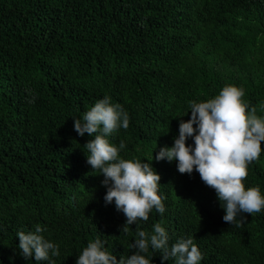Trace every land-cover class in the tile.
<instances>
[{
    "label": "trees",
    "instance_id": "1",
    "mask_svg": "<svg viewBox=\"0 0 264 264\" xmlns=\"http://www.w3.org/2000/svg\"><path fill=\"white\" fill-rule=\"evenodd\" d=\"M226 85L264 118V0H0V264H76L97 238L126 260L137 231L152 233L156 223L169 247L191 237L199 264H264V209L226 223L195 169L181 174L176 161L153 159L191 118L189 102ZM105 96L129 116L109 142L124 141L121 158L153 159L166 209L126 233L124 213L105 203L103 174L87 163L83 145L94 135L74 130L73 117ZM261 149L243 183L264 196V142ZM36 225L59 256L20 254L17 233ZM145 255L176 264L151 248Z\"/></svg>",
    "mask_w": 264,
    "mask_h": 264
},
{
    "label": "clouds",
    "instance_id": "2",
    "mask_svg": "<svg viewBox=\"0 0 264 264\" xmlns=\"http://www.w3.org/2000/svg\"><path fill=\"white\" fill-rule=\"evenodd\" d=\"M29 103L35 102V95ZM244 91L234 85H226L214 98L206 102L190 101L191 118L181 120L179 134L172 146L165 145L153 159L177 162L181 174L199 173L203 183L214 189L229 224L242 223L240 214H255L264 209V196L259 187L245 188L243 181L248 176V165L258 160L261 142H264V118L256 115L253 107L242 100ZM187 113V112H186ZM185 113V114H186ZM74 130L83 136L94 135L83 147L87 149V163L93 173L103 174L102 185L107 188L106 204L114 201L118 211L126 216L121 231L128 232L129 226L137 221H147L155 209L163 214L166 209L163 198L158 195L160 174L150 162L124 159L120 150L126 147L123 140L119 146L109 142L108 137L120 128L129 127L128 113L120 104L111 103V97L99 99L82 118L73 117ZM194 124L196 127L194 128ZM192 138L194 144L186 141ZM46 229L35 226L34 232L19 231L20 254L27 260L34 257L36 262L49 261L59 256L58 245L41 235ZM169 234L161 224L153 225L152 233L137 231V238L131 248L135 251L125 260L110 254L97 238L90 241L78 255L76 264H152L145 254L151 248L161 253L162 260L175 258L176 264H199L202 253L191 237L180 238L169 247Z\"/></svg>",
    "mask_w": 264,
    "mask_h": 264
}]
</instances>
